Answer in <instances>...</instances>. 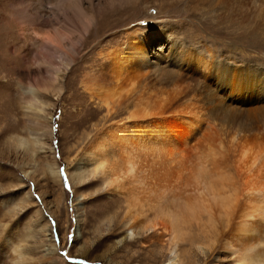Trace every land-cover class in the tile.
<instances>
[{
  "label": "rangeland",
  "instance_id": "1",
  "mask_svg": "<svg viewBox=\"0 0 264 264\" xmlns=\"http://www.w3.org/2000/svg\"><path fill=\"white\" fill-rule=\"evenodd\" d=\"M66 1L0 0V248L5 251L0 250V264H165L169 234L162 219L166 212L176 213L173 203L155 207V215L165 214L154 217V231L134 233L125 216L126 189L120 196L104 187L100 175L90 176L87 171L79 182L71 178V166L94 133L125 121L130 108L115 103L107 112L84 90L82 77L86 72L98 74L106 57L130 40L146 48L144 65H136L138 60L130 56L131 70L136 69L133 79L138 82L134 90L146 85L144 96L168 95L161 105L165 117H174L185 100L195 99L206 120L222 129L228 140L234 135V144L246 139L253 145L264 143V6L252 8L248 27L227 3L73 0L75 10L64 9ZM17 10L24 19H15ZM81 18L88 20L87 25ZM30 19L33 22H27ZM147 27H160L161 34ZM51 35L57 37L55 50L43 45ZM187 44L210 49L208 68L201 64L186 68L189 78L177 89L178 83H156L158 75L179 71V52ZM52 69L58 70V81ZM26 71L31 76L26 77ZM6 73L10 78L3 81ZM31 86L39 88L38 99L50 112L43 129L46 150L37 149L32 131L24 128V111L38 112L25 109ZM12 135L26 138V147H10L6 139ZM47 162L54 163L57 177ZM85 168H89L86 163ZM149 205L142 210L146 218L153 216L146 209ZM202 211L185 221L190 219L189 224H179L184 233L172 245L174 264H236L215 242V235L226 229L224 217L213 209L215 218L209 219ZM261 225L264 248V217Z\"/></svg>",
  "mask_w": 264,
  "mask_h": 264
},
{
  "label": "bare ground",
  "instance_id": "2",
  "mask_svg": "<svg viewBox=\"0 0 264 264\" xmlns=\"http://www.w3.org/2000/svg\"><path fill=\"white\" fill-rule=\"evenodd\" d=\"M122 1L125 0H117L120 3ZM200 1L202 0H169L168 3L177 5L190 2L196 5ZM203 2L232 5L247 22L248 27L252 8L264 6V0H203ZM65 4L68 6L64 9L76 10V7H73L75 5L73 0H68ZM14 15L15 19H24L20 16L22 15L20 11ZM87 21L82 19L84 26L87 25ZM27 22H33V20L30 19ZM148 29L155 32V35L161 34L159 31L162 30L160 27L159 29L147 27L146 30ZM130 33L132 36L135 34L132 30ZM141 38L143 39V36ZM55 39L57 37L54 38L51 35L46 38V44L43 45L57 49ZM132 48L135 50H131ZM121 49L106 57L98 74L90 75L86 72L81 84L89 93L90 98L97 100L98 105L105 106L107 112L115 103L130 105L128 116L125 121H117L115 126L111 124V130L106 131L103 126L94 133L90 143L71 166L72 180L81 181L84 172L87 171L90 176L100 175L107 190L119 194L126 189L124 198L127 201V215L125 216L128 228L134 233L148 229L154 231V225H156L154 217L163 218L165 214L162 215L159 211L160 214L155 215L157 211L154 213V210L158 209L163 202L173 203L176 213L172 211L173 214H170L169 211L167 214L166 212L165 218L162 219L163 226L169 234V241H167L169 259L165 264L175 262L172 245L175 239L177 240L184 233L179 224L184 226L189 224L190 219L188 223L185 221L191 217L193 219V216L195 217L202 210H206L211 219L214 217L211 214L213 209L224 217L226 223V229L215 235L216 245L232 255L236 264H264V257L261 256L264 252L261 253L260 250V227L262 226L261 219L264 217V143L253 145L248 142L249 139H246L234 144L236 139L234 135L228 140L222 129L206 120L205 112L201 110L202 107L195 99L185 100L174 117L172 115H169V118L165 117L161 105L168 100V95L155 96V98L151 94L144 96L145 90H149L145 88L146 85H142L138 91L134 90V85L136 86L138 82L133 79L136 69L131 70L133 66L131 61L136 58L139 62L136 65H144L143 58L146 48L135 46L128 40ZM72 51L75 52V49L72 48ZM179 53L180 57L177 60L179 71H167L158 75L156 83L160 84L161 80L168 81L172 85L178 83L179 85L175 88L177 89L183 79L189 78V75L184 73L186 68L201 64L202 68L207 69L211 61L208 47L205 50L201 48L199 50L193 44H187ZM170 65L173 63L171 62ZM183 66L185 68H182ZM161 68H157L158 71H161ZM57 72L58 70H53L54 80H57L59 76ZM8 73L5 74L6 80L3 81L10 78ZM30 74L31 71H26L25 76L28 77ZM139 76L136 74V77ZM58 91L60 88L57 89ZM128 91H131V94L126 95ZM27 92L29 97L25 103V109L34 108L38 112L33 113L35 112L33 111V114H30L28 110H23L24 128L32 131L34 137L31 140L36 144V148L46 150V135H43L46 131L43 129L50 112L46 107V102L38 99L42 93L37 86L29 87ZM6 141L14 149H23L27 145L26 138L13 135ZM85 163L88 169L85 168ZM46 164L54 174L56 172L53 171L54 163L47 162ZM189 188L195 194L187 193ZM123 194L121 193L120 196ZM179 199L182 201L178 202ZM147 203L150 205L146 209L153 212L150 218H146V215L142 213L143 206ZM139 216H141L140 219ZM209 219L208 221L211 222ZM211 224L209 223V226ZM14 252L17 254V259H22L21 253H17L16 249Z\"/></svg>",
  "mask_w": 264,
  "mask_h": 264
}]
</instances>
